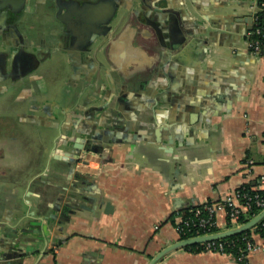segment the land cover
I'll list each match as a JSON object with an SVG mask.
<instances>
[{"label":"crops","instance_id":"crops-1","mask_svg":"<svg viewBox=\"0 0 264 264\" xmlns=\"http://www.w3.org/2000/svg\"><path fill=\"white\" fill-rule=\"evenodd\" d=\"M29 1L43 34L53 1ZM254 5L121 0L112 47L95 58L104 69L86 73L85 55L61 51L0 78V264H147L179 239L185 207L264 187V61L246 35ZM4 31L1 61L19 45ZM89 135L105 151L72 165L70 140ZM216 219L227 228L224 211ZM255 240L245 261L178 248L156 264H264Z\"/></svg>","mask_w":264,"mask_h":264},{"label":"flooded vegetation","instance_id":"flooded-vegetation-1","mask_svg":"<svg viewBox=\"0 0 264 264\" xmlns=\"http://www.w3.org/2000/svg\"><path fill=\"white\" fill-rule=\"evenodd\" d=\"M52 1V3L46 4L54 5V15L52 16V21L50 24L49 22L47 23L48 26H46L44 33H39V35V27L32 26L34 29H30L29 23L26 25L28 21L33 19L32 16L30 17V12L32 10L29 5V0H0V25H2L6 30L3 32V37L6 41H9L8 38L16 33L17 37L19 38L15 40V44L18 42L17 44L19 45L15 46V53L12 60L9 56L11 48L5 46L3 49V59L2 61L0 60L2 62V65L0 64V78H13V76L17 74L16 72H18V68L16 67L17 65L15 63L22 67L25 63V66H28L29 63L31 64L32 61H34V64L36 65L40 63L41 60H43L42 58L45 56V54L51 52L58 53L61 51L66 52V54L68 53L70 56L75 55V57L77 56V53L85 55L88 62L83 68L86 73L93 74L97 73L98 69H104L103 63L100 61H95V58H97L96 56L98 54L100 55L106 53V51L112 47L113 36L111 21L116 14V9L118 8L121 0ZM35 4L36 3H33L32 5ZM72 5H77V10L75 12ZM100 5H103V10H105V15L103 17L99 16V12H101ZM80 6L85 7L86 11H83L85 14H80ZM97 6L99 7L98 9ZM76 13L77 15L80 14L81 16L76 17ZM38 16L41 19L40 21H46V19H48L45 15ZM84 16L89 17V19L92 21L98 22L104 20L106 23L101 30H92L85 34L78 26L79 23H83L82 18ZM121 18L119 17L117 21L121 20ZM18 19H20L21 22L20 20L18 21ZM22 24L25 28L22 27ZM79 35H84V40L75 38V36ZM39 36L45 38V40L41 39L39 40L38 44H36V42L34 43L33 39L36 41L37 38L39 39ZM24 55H27L30 58V61H27L26 58L23 57ZM10 60L12 63H10L8 67ZM78 66L79 65L77 62L72 65L73 73L69 76L70 84L74 82L73 79L76 78V73L79 71ZM85 144L83 146H85ZM67 157L69 159L73 158V156Z\"/></svg>","mask_w":264,"mask_h":264},{"label":"built area","instance_id":"built-area-1","mask_svg":"<svg viewBox=\"0 0 264 264\" xmlns=\"http://www.w3.org/2000/svg\"><path fill=\"white\" fill-rule=\"evenodd\" d=\"M254 1L256 9L254 10L252 15V22L255 23L257 19V11L261 9L264 2L262 1L259 3L258 0ZM246 35L247 48L249 52L260 57L264 61V40L260 37H253V35L263 36L261 28L256 27L254 30H248ZM261 180L264 182V177ZM241 196L245 197V194L242 193L240 188H237L222 199H210L196 205L189 214H178L175 221L176 231L179 235L191 233L187 237L217 231L212 230V228L218 227L216 213L219 210L224 211L226 223H230V225L227 227H231L241 223L240 221H238L239 215L240 213L247 211L249 207L247 202L243 203L240 201ZM255 198L256 204L260 206V210L263 209L264 197L260 198L255 195ZM249 199L250 197H248V200ZM256 236L257 234L252 232L249 237L245 238V245L239 248V253L234 256L236 260L245 261L251 251L260 247V245L255 240ZM220 239L207 240L200 243L203 244V250L205 251L228 253L224 250L223 242H221ZM262 248L264 249V245L262 246Z\"/></svg>","mask_w":264,"mask_h":264},{"label":"water","instance_id":"water-1","mask_svg":"<svg viewBox=\"0 0 264 264\" xmlns=\"http://www.w3.org/2000/svg\"><path fill=\"white\" fill-rule=\"evenodd\" d=\"M72 6H73V10L75 12L77 10V5L76 6L72 5ZM84 10H85V7L80 6V14H85L83 12ZM80 14L77 15V13H76V15H77L76 17H80L81 16ZM82 21H83V23L82 24L79 23L78 26L81 29V31H83V33H85V34L89 33L92 30H95V31L101 30L103 28L104 24L106 23L104 20L98 21V22L92 21L87 16H84L82 18ZM251 26H252V23L249 26V28H251ZM75 38L76 39L80 38L81 40L82 39L84 40V35L75 36ZM79 139H80V137H74L72 140H70L71 144L69 146L71 147V149L65 151V154H64L66 159L69 160L70 162H72V165H73V163H75L76 161H78L81 158V151L87 152L90 149H95L98 151H102V150L105 151L104 150L105 147L96 143V136H93V135L87 136V143L85 144V146H83V144H81V143H78ZM80 140H82V138ZM67 156H73V158H70L71 159L70 160ZM71 196L73 198L77 199L79 196H82V195L80 194L79 190L75 189L74 191L71 192ZM263 217H264V208L261 209L254 216H252L250 219L246 220L245 222H241L237 225L227 227L226 229L217 230L214 232L200 234V235L189 236V237H185V238H179V239L173 241L172 243L165 245L159 251H157L154 255H152L147 264H156V262H158L164 255H166L168 252H170L172 250H175L178 248H184L185 246L200 243V242L207 241V240H213V239H220V238L228 237V236H231L233 234H237L239 232L251 229Z\"/></svg>","mask_w":264,"mask_h":264},{"label":"trees","instance_id":"trees-1","mask_svg":"<svg viewBox=\"0 0 264 264\" xmlns=\"http://www.w3.org/2000/svg\"><path fill=\"white\" fill-rule=\"evenodd\" d=\"M258 1L259 3L262 1L264 2V0H258ZM256 27L261 28L263 36L253 35V37H260L261 39L264 40V4L261 7V9L257 11V19L255 23L252 22V26L249 30H254ZM239 188L241 189L242 193L245 194V197L243 196L240 197V201L243 203L247 202L249 205L247 211L240 213L239 219H238V221L240 222H245L246 220L250 219L253 215L259 212L260 206L256 204L255 195H257V197H260V198L264 197V187L263 188L254 187L252 183L248 182V183L241 185ZM248 197H250L249 200H248ZM195 206L196 205L185 207L182 210V214L186 215V214L191 213L192 209ZM229 225L230 223L228 222L227 226ZM218 229H219L218 227L212 228V230H218ZM252 232L264 238V217L261 220H259L257 224L251 229H248V230L239 232L237 234H233L231 236L220 239V241L223 242L224 250L227 251L228 253H231V255L233 256L237 255L239 253V248L245 245V238L249 237L252 234ZM190 234L191 233L181 234L179 235V238H185ZM203 247H204L203 244L196 243V244L185 246L184 248L187 250H191V251H201L203 250Z\"/></svg>","mask_w":264,"mask_h":264},{"label":"rangeland","instance_id":"rangeland-1","mask_svg":"<svg viewBox=\"0 0 264 264\" xmlns=\"http://www.w3.org/2000/svg\"><path fill=\"white\" fill-rule=\"evenodd\" d=\"M256 9V5H254V10ZM20 19H18V21H19ZM20 22H21V20H20ZM29 22V21H28ZM28 22H27V24H28ZM22 27L24 28V25L22 24ZM29 27H30V29H34V28H32V26H31V24L29 25ZM28 28V27H27ZM55 59V58H54ZM53 64H55V62L53 63ZM59 65V64H58Z\"/></svg>","mask_w":264,"mask_h":264}]
</instances>
